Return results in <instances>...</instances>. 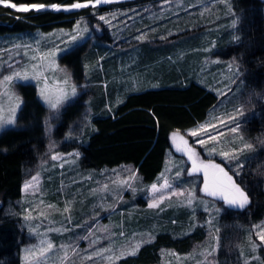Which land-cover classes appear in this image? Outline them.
<instances>
[{"label":"rangeland","instance_id":"1","mask_svg":"<svg viewBox=\"0 0 264 264\" xmlns=\"http://www.w3.org/2000/svg\"><path fill=\"white\" fill-rule=\"evenodd\" d=\"M124 1L128 0H110L97 6ZM8 3L15 4L9 0ZM53 4L57 3L48 5ZM61 6L62 11L75 10L67 7L70 5ZM233 7L231 0H166L144 15L133 8L116 7L95 12L91 18L79 17L71 27L0 35V80L25 69L30 76H38L27 81L14 80L7 86L0 84V109L6 116L18 97L21 103L16 112L17 121L23 104L16 88L18 83L32 84L38 99L47 108L43 119L46 150L33 166L24 170L23 186L36 176V187L28 191L22 187L21 197L7 202L4 207V211L18 217L26 229L20 247L21 264H119V260L131 256H121L122 252H128L137 244L142 247L152 243L161 232L183 237L196 229L203 231L202 241L186 253L162 247L160 261L156 264H264V255L260 253L264 243L259 239V235H264V215L251 223L237 219L233 212L225 215L229 209H241L227 205L220 195L202 191L203 172H190L192 165L187 153L188 148H194L199 160L220 164L246 193L242 172L247 166L255 170L262 165L257 156L260 149L264 153V132L253 136L249 124L248 138L245 121L258 114L264 116V84L258 89L246 87L239 58L220 55L226 44L239 40L236 30L239 15ZM65 8L67 10H63ZM46 10L57 11L51 7L42 11ZM221 29L227 32L228 38L213 34ZM78 33L79 38L73 41L72 37ZM173 35L162 43L164 46L146 41ZM141 36L144 38L139 39ZM84 43L81 56L84 80L78 82L73 71L59 59ZM147 46L164 54L151 60ZM71 62L75 64L76 60ZM33 64L39 67L33 69ZM176 72L187 82L195 81L214 92L219 99L208 109L202 122L184 132H174L177 134L175 141L172 134L162 170L153 182H143L130 163L87 168L80 164V149L61 151L63 142H71L74 138L83 142L84 134L91 130L92 112L104 111L112 105V93L118 85L117 104H120L131 93L177 86L169 79L166 82V74L170 76ZM103 74L113 78L100 81L104 79ZM73 87L75 95H72ZM41 90L53 99L63 95L69 99L54 110L40 96ZM78 97L85 98L87 104L83 114L62 138L57 139L54 130L60 113ZM205 124L216 127L199 138L216 135L218 140L202 147L190 133ZM14 126L0 128V132ZM232 127H237V131L231 132ZM181 136L187 140V145L179 139ZM246 145L252 147L246 148ZM213 146L217 151L209 155ZM221 151L235 152L237 159H225L218 154ZM53 156L58 158L53 160ZM237 172L238 176L234 174ZM165 180L169 187L161 188ZM153 184L157 185V192L152 191ZM188 192H193L195 197L191 206L187 205ZM161 196L165 199L159 207L150 208L149 204ZM49 242L53 248L43 252ZM102 249L108 251L101 252ZM97 252L100 255H95ZM210 252L212 254L208 255Z\"/></svg>","mask_w":264,"mask_h":264},{"label":"trees","instance_id":"2","mask_svg":"<svg viewBox=\"0 0 264 264\" xmlns=\"http://www.w3.org/2000/svg\"><path fill=\"white\" fill-rule=\"evenodd\" d=\"M15 4L71 5L87 0H9ZM166 0H128L104 6H89L76 11H17L0 5V35L22 31H50L57 27H71L79 17H92L96 12L116 7L133 8L144 15L156 10ZM234 11L239 15L237 33L239 40L225 45L220 55L223 58L237 57L240 60L245 86L261 88L264 84V0H231ZM94 11V12H93ZM202 27H199V30ZM133 33V32H132ZM184 33H190L185 31ZM173 36L146 41L164 46ZM148 45V44H147ZM155 46V47H156ZM85 43L63 54L59 61L66 64L75 76L83 79L81 56ZM151 60L159 58L164 52L147 46ZM161 54V55H162ZM72 60H76L72 64ZM157 61H162L158 60ZM164 63V62H163ZM165 64V63H164ZM163 66V65H162ZM171 80L177 86L148 88L129 94L124 102L104 111H93L90 117V131L84 134L83 142L74 138L63 142L61 151L80 149V164L87 168L115 167L124 163L133 165L143 182L151 183L162 170L166 151L171 146L174 132H184L202 122L208 109L218 101V96L195 81H188L181 73H173ZM17 91L23 104L17 115V125L0 132V264H21L20 247L24 243L26 229L18 217L4 211L7 202L19 199L22 195L24 170L33 166L46 150L43 119L47 108L37 97L32 84L18 83ZM85 98H76L68 103L60 113V120L54 135L62 138L67 129L78 121L86 106ZM96 110V109H94ZM101 108L98 109L100 111ZM249 124L255 135L264 132V116L258 114L245 121V132L249 138ZM257 169L247 166L242 172L246 182L245 190L250 203L243 209H229L237 219L259 220L264 214V153L258 151ZM263 161V162H261ZM224 215V216H225ZM249 216V219L246 218ZM201 229L183 236L174 237L169 232L157 234L152 243L143 245L135 255L119 260V264H156L160 261L162 247L178 253L189 252L202 241ZM264 255V248H260Z\"/></svg>","mask_w":264,"mask_h":264},{"label":"snow or ice","instance_id":"3","mask_svg":"<svg viewBox=\"0 0 264 264\" xmlns=\"http://www.w3.org/2000/svg\"><path fill=\"white\" fill-rule=\"evenodd\" d=\"M110 2V0H87L86 3H73L70 6H67L68 8L71 9H81V8H87L89 6L92 7H96L97 5H101L104 3H108ZM0 4H3L6 7H12L14 9H17L18 11H23V12H29V11H36V12H40L42 10H44L46 7H51L54 10L60 11L62 10V6L61 5H57V4H53V5H44V4H30V5H19L17 6L16 4H9L8 0H0ZM63 10H67V8L63 9ZM101 20H105L104 16H100ZM84 31H87V29H84ZM79 38V33L75 36L72 37V40L75 41ZM139 39H143L144 37H138ZM19 47V46H17ZM56 53L53 52L51 53V55H55ZM33 60L37 59L36 57L32 58ZM41 60L44 59V57H40ZM33 69H36L37 67H39V65L33 64L32 65ZM32 78H38V76H30L29 72L25 69L23 71H14L12 73V75H5L3 77L2 80H0V84L7 86L8 84H10L11 82H13L14 80H24L27 81L29 79ZM76 94V89L75 87L72 88V95ZM40 96L43 98V100L48 104V106L51 109L54 110H58L62 104L64 103L65 100L69 99V97L67 95H63V96H57L55 99H53L50 95H48L45 90H41L40 92ZM17 103L14 107L10 108L8 110V114L5 116L3 109H0V128H5L7 126H14L16 123V112L17 109L20 106V101L19 98L17 97ZM230 119H235V118H230ZM224 122L221 121V124H223ZM215 125H200L199 128L194 129L191 131L190 135L194 138H197L195 140L196 143H198L199 145H201L202 147H205L208 145L209 141H217L218 140V136L216 135H209L207 139L204 138H199L202 137L203 133H207L209 131L210 128L215 129ZM231 132H236L237 131V127H232L230 129ZM219 135H223V133H220ZM177 138V134L173 133V140L175 141ZM179 139L181 141H183L184 145H187V140H184L183 136L179 137ZM178 150H182L183 149H179ZM246 148H251V145H246ZM216 148L213 146L209 149V155L215 154L216 153ZM187 153H188V158L191 161V169L190 172L191 173H197V172H203V176H204V187L202 189L203 192L209 194V195H220L224 202L229 205V206H234L240 209L245 208L249 203V197L247 195V193L238 185L235 183V181L233 180V177L230 176L228 174V172H226L224 170L223 167H221L220 164H216L213 163L211 160H209L208 162H204L202 160H199V154L195 152L194 148H188L187 149ZM220 156L224 157L225 159H237V155L235 152L229 153V152H225V151H221L218 153ZM57 156H53L52 159L55 160L57 159ZM242 167V165H241ZM235 175H239V173H234ZM180 176V173L177 172V177ZM36 182H37V177L33 176L32 180L30 181H26L24 186H23V190L24 191H28L29 189H35L36 187ZM161 188H167L169 187L168 185V181L165 180L164 184H162L160 186ZM151 189L153 192H157L158 188L156 184H153L151 186ZM180 195H183V193H180ZM188 199H187V205L191 206L194 197V193L193 192H188L187 193ZM165 199L164 196H161L158 200H154L152 203L149 204L150 208H154V207H159V205L163 202V200ZM65 211H68L67 208H65ZM218 231V229H217ZM259 239L262 243H264V235H259ZM140 247L139 244H137L135 246V248L130 249L128 252H122L121 256L124 255H135L136 251L138 250V248ZM53 245L49 242L47 244V248L42 249L43 252L48 251L49 249H52ZM103 251H108V249H102L101 252ZM212 253H208V255H211ZM95 255H100V252L95 253ZM28 257H26L27 259ZM67 258V254H65V259ZM120 257H116V259H119ZM109 260L112 259V257L108 258Z\"/></svg>","mask_w":264,"mask_h":264},{"label":"crops","instance_id":"4","mask_svg":"<svg viewBox=\"0 0 264 264\" xmlns=\"http://www.w3.org/2000/svg\"><path fill=\"white\" fill-rule=\"evenodd\" d=\"M216 31V30H215ZM219 33H221V34H219ZM215 32V33H213V34H215V36H223L224 38L223 39H226V38H228V35H227V32L224 30L223 31V29H221V31L220 32ZM171 75L172 74H170V76H168V74H166V76H167V80H166V82L168 81V79L169 80H171L172 78H171ZM102 78H104V79H100V81H107V79H109V78H113V76H110V75H102ZM148 86H150V85H148ZM117 88L118 89H114L113 90V93H112V105L110 106V107H108V108H111V107H113V106H115L118 102H119V99H118V97H119V94H120V91H119V88H120V85H118L117 86ZM117 90H118V93H117ZM117 97V98H116ZM122 165V164H121ZM119 166V165H118ZM264 215V214H263Z\"/></svg>","mask_w":264,"mask_h":264},{"label":"water","instance_id":"5","mask_svg":"<svg viewBox=\"0 0 264 264\" xmlns=\"http://www.w3.org/2000/svg\"><path fill=\"white\" fill-rule=\"evenodd\" d=\"M76 10H79V9H75V10H71V11H76ZM62 11V10H61ZM63 12H69V11H63Z\"/></svg>","mask_w":264,"mask_h":264}]
</instances>
